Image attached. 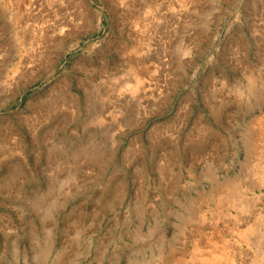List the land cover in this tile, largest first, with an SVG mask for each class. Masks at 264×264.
Wrapping results in <instances>:
<instances>
[{"label":"rangeland","instance_id":"obj_1","mask_svg":"<svg viewBox=\"0 0 264 264\" xmlns=\"http://www.w3.org/2000/svg\"><path fill=\"white\" fill-rule=\"evenodd\" d=\"M0 264H264V0H0Z\"/></svg>","mask_w":264,"mask_h":264},{"label":"bare ground","instance_id":"obj_2","mask_svg":"<svg viewBox=\"0 0 264 264\" xmlns=\"http://www.w3.org/2000/svg\"><path fill=\"white\" fill-rule=\"evenodd\" d=\"M61 26V25H60ZM62 33V32H61Z\"/></svg>","mask_w":264,"mask_h":264}]
</instances>
